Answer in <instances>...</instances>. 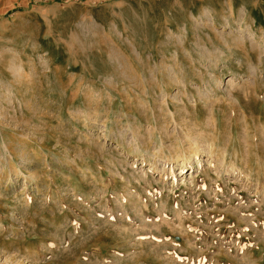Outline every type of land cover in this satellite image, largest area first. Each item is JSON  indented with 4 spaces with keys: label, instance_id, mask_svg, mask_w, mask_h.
<instances>
[{
    "label": "rangeland",
    "instance_id": "374dc122",
    "mask_svg": "<svg viewBox=\"0 0 264 264\" xmlns=\"http://www.w3.org/2000/svg\"><path fill=\"white\" fill-rule=\"evenodd\" d=\"M0 264H264V0H0Z\"/></svg>",
    "mask_w": 264,
    "mask_h": 264
}]
</instances>
